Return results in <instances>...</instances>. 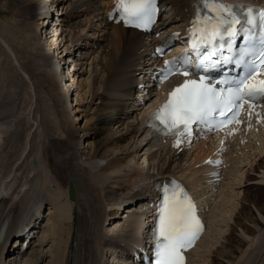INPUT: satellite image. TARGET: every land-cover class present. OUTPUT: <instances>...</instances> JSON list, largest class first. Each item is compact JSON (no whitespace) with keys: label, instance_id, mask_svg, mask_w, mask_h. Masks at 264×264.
Returning a JSON list of instances; mask_svg holds the SVG:
<instances>
[{"label":"bare ground","instance_id":"obj_1","mask_svg":"<svg viewBox=\"0 0 264 264\" xmlns=\"http://www.w3.org/2000/svg\"><path fill=\"white\" fill-rule=\"evenodd\" d=\"M106 1L0 0V68L5 73L0 74L1 243L15 236L18 224L32 227L37 216L43 219L38 233H44L42 209L49 206L48 238L44 235L33 247L30 241L19 264H104L111 246L124 250L140 245L139 238L149 234V210L137 198L155 180L166 174L181 176L178 172L190 170L211 151L213 143L203 142L191 154L177 157L145 140L146 112L136 107L137 98L129 97L147 71L142 67L147 43L134 30L108 24L102 12ZM163 1L184 22L194 12L195 0ZM172 17L160 24L169 21L170 26ZM52 19L62 20L63 27L48 32ZM9 28L27 43L25 66L12 51L18 44H12ZM50 32L58 37L51 40ZM92 43L96 47L91 50ZM61 48L68 66L59 74L61 61L55 54ZM86 65L91 68L89 80L82 78ZM49 84L54 91L40 92ZM244 133L241 129L231 143L228 156L234 168L246 143L257 139V134L249 138ZM253 147L249 144V151ZM137 156L143 158L140 164ZM257 156L247 158L245 166L250 163L252 168L244 174L245 189L241 182L231 188L222 185L220 201L206 216L208 230L189 253V264H264V158L257 166ZM233 173L239 170L230 171L228 178ZM192 174L196 189L202 173L194 169ZM224 190L237 197L223 198ZM123 202L126 211L121 210ZM222 214L227 229L215 234L212 224ZM105 220H112L113 229L104 227ZM193 256L199 260L193 262Z\"/></svg>","mask_w":264,"mask_h":264},{"label":"snow or ice","instance_id":"obj_2","mask_svg":"<svg viewBox=\"0 0 264 264\" xmlns=\"http://www.w3.org/2000/svg\"><path fill=\"white\" fill-rule=\"evenodd\" d=\"M202 6L204 15L198 13L191 30L192 38L199 35L200 43L194 42L192 49L199 51L201 46L211 47V52L198 61L195 73L191 72L190 62L185 58L165 62L168 75L198 77V80H186L183 85L175 87L168 101L155 113L154 118L175 135L190 134V125L211 123L214 115L224 117L228 112L232 116L220 123H239L236 118L241 104L249 103L251 107L258 97L264 98V81L259 82L262 85L259 88L249 83L259 66L255 59L250 62L245 60V57L258 56L262 58L261 64H264V10L257 13L250 10L242 20L223 0H203ZM118 8L123 13L122 19L126 25L139 27L142 22L151 21L154 0H118ZM242 33L251 35L246 36L245 43L248 46L240 50L235 59L231 55L212 59L218 50L227 49L232 52L236 38ZM254 39L258 40V48L253 43ZM181 62L183 68L175 66ZM223 64H232L234 67L246 65L248 74L243 79H213L206 75ZM216 85L225 87L217 88ZM202 230L191 198L178 186L170 189L154 230V264H183L182 253L193 245Z\"/></svg>","mask_w":264,"mask_h":264},{"label":"rangeland","instance_id":"obj_3","mask_svg":"<svg viewBox=\"0 0 264 264\" xmlns=\"http://www.w3.org/2000/svg\"><path fill=\"white\" fill-rule=\"evenodd\" d=\"M53 20V19H52ZM51 20V24H49L48 26H47V28H48V32L51 30V31H54L52 28H56V27H63L62 25H64V22L62 21V20H53L52 21ZM56 21V22H55ZM62 25H61V24ZM52 27V28H51ZM9 35L11 36V39L13 40V42H12V44L13 43H16V44H18V47H14V46H11V48H12V51L14 52V54H15V58H17V60H18V62L19 63H21V64H23V66H25V64H26V58H25V53L27 52V50H28V48H27V43H24V40L20 37V36H17V34H16V31L14 30V29H11V28H9ZM57 32H60V30H58ZM48 36H52L50 39L52 40V39H56L57 37H58V34H56L55 35V33H53V32H50L49 33V35ZM3 37H4V35H3ZM46 40H44V42H45ZM27 48V49H26ZM62 54V48L61 49H59L58 51H57V53L55 54V56L57 55V57H58V59H57V57H56V59L55 60H60L61 62H60V65H59V74H61L62 72L60 71L61 70V67H65V68H67L66 66H68V59L66 58V57H64L63 55H61ZM13 55V54H12ZM86 68H84V75H83V79H86V78H88V80L90 79V76H89V73L91 72V68L88 66V65H86L85 66ZM79 68V67H78ZM77 68V69H78ZM1 69L2 68H0V71H1ZM25 69H26V67H25ZM24 69V70H25ZM1 72H3V71H1ZM30 72V75H33V72H31V71H29ZM0 74H2V75H5V73L3 72V73H0ZM84 82H86V81H84ZM61 85V84H60ZM59 85V86H60ZM49 87H46V86H44V88H43V90L42 91H40V92H42V93H44V91L45 90H47L48 88H49V90L50 91H54V87L53 86H51V84H49L48 85ZM72 98V97H71ZM70 100H72V99H70ZM70 100L68 99V100H65V102L66 103H70ZM71 103H75L74 101H72ZM68 106H70V105H68ZM69 116H71L72 114H71V112L70 111H68V113H67ZM73 117H74V114H73ZM74 123V122H73ZM72 123V124H73ZM140 124H138V126H139ZM80 137V136H79ZM81 139L83 140L84 138H82V136H81ZM81 139L79 138V144L81 143V146L84 144V143H82V141H81ZM124 142H122L121 144H123ZM249 144H251L252 146H254L253 147V149H252V151H249ZM256 144H257V146H256ZM84 151V150H83ZM249 151V152H248ZM241 153H240V155L238 156L237 155V158H239L237 161H243V163H244V166H245V164H246V162H247V158H250L251 156H253L254 157V155L255 154H257L258 156H257V158H256V161H255V163L257 164V166H258V164H259V162L261 161V158L263 159L264 158V135H261V137H258L257 136V139H253V140H251V143L250 142H247L246 143V146L245 147H243V150L242 151H240ZM194 158V156H191V158H190V160H192ZM139 159V160H138ZM142 159L143 158H139L138 156L136 157V160H138V162L137 163H141V161H142ZM189 160V161H190ZM249 165V166H248ZM247 166H245V169L242 171V175L241 174H238V175H235L234 176V174H233V176H231L230 175V177L232 178V180L230 181L231 183H229L228 185H227V187L229 188V185H233V183H238V181L240 180V179H243V180H245L246 179V177L244 176V174H245V172H247L248 170H251V168H252V166H251V164L249 163ZM253 165V164H252ZM184 167H187V164L186 165H184ZM178 170L179 169H176V171L178 172ZM262 172V170H260V173ZM178 174L179 175H181L182 177L183 176H186L187 178H185L187 181H190L191 180V182H192V180H193V178H195V176L192 174V171L190 172V170H182V171H180V172H178ZM191 174V175H190ZM49 175L51 176V174L49 173ZM192 175H193V177H192ZM50 176H48L49 178V180L51 181H49L50 183H52V184H49L50 186H55L56 184H54L55 183V181L53 180V178H52V176L50 177ZM125 177V176H124ZM234 177V178H233ZM52 178V179H51ZM127 178V177H126ZM126 178H121V179H125L124 180V182L126 181ZM239 179V180H238ZM53 180V181H52ZM238 180V181H237ZM242 181V180H241ZM122 182V181H121ZM120 182V183H121ZM122 182L123 184H126L127 182ZM243 182V181H242ZM263 184H264V182H263ZM242 185L244 186V187H242V189H245L247 186L246 185H244L243 183H242ZM199 188V187H198ZM230 188H231V186H230ZM197 189V188H196ZM230 196V198H231V201L235 198V197H237V196H232V195H229ZM232 196V197H231ZM239 197H243L242 195H238ZM230 200V199H229ZM243 203V202H242ZM48 206V205H47ZM43 207V209H42V212L43 211H45V209L47 210L48 209V207ZM252 208H253V205H252ZM120 211V210H119ZM126 211V210H125ZM43 216H45L44 218H45V221H44V223L47 221V212L45 213V212H43ZM227 216H225L224 214H222V215H220V217L216 220V221H214L213 222V227H212V230L214 231V233L215 234H217V233H220V232H224V231H226V229H227V225L225 224V219L224 218H226ZM43 220V219H42ZM41 220V221H42ZM44 223H43V225H44ZM48 225V224H47ZM46 225V226H47ZM106 224H104V226H105ZM48 227V226H47ZM105 227H108V226H105ZM46 229L47 228H45L44 230H45V232L43 233V237H44V235H45V237H46ZM31 230H33V228L31 229ZM263 230H264V227H263ZM262 231H260L259 233H257L256 234V236H255V238H257L258 240H256L254 243H257L258 241H259V234L261 233ZM41 233V234H42ZM37 234H40V233H37ZM44 237V238H45ZM44 238H41L40 239V241L42 240V239H44ZM46 238H48V235H47V237ZM214 238H215V236L213 237V235H212V238L211 239H213L214 240ZM250 239H248V241H249ZM37 242H39V241H37ZM36 242V243H37ZM201 251H202V249H201ZM249 251V250H248ZM250 251H251V248H250ZM249 251V252H250ZM256 251H257V249H256ZM256 251H254V253L256 252ZM200 253V252H199ZM253 253V252H252ZM248 256H249V253H248ZM247 257V256H246ZM245 257V258H246ZM193 258H197L196 256H193L192 257V261L194 260ZM198 259V258H197ZM199 260V259H198ZM194 262V261H193ZM201 264V263H200Z\"/></svg>","mask_w":264,"mask_h":264}]
</instances>
